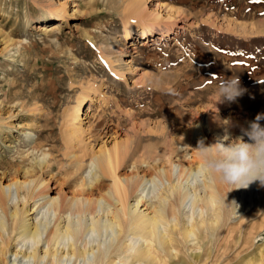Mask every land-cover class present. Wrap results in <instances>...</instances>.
<instances>
[{
  "label": "rangeland",
  "instance_id": "rangeland-1",
  "mask_svg": "<svg viewBox=\"0 0 264 264\" xmlns=\"http://www.w3.org/2000/svg\"><path fill=\"white\" fill-rule=\"evenodd\" d=\"M133 2L137 16L130 11ZM55 7L64 10L63 21L46 23ZM44 23L49 29L59 26L42 33L38 25ZM149 29L153 35L140 43L141 33ZM236 75L246 89L245 102L234 110L221 107L214 87ZM77 108L81 132L72 130ZM209 112L221 123L264 113V0H0V181L5 184L17 170L23 178L26 167L33 168L29 175L36 183L45 181L33 188L24 210L35 202L40 208V193L59 196L62 203L75 194H104L111 210L118 208L113 175L94 181L100 185L92 192L83 178L92 156L100 149L108 152L99 155L104 161L107 154L116 155L115 174L123 184L127 175L137 181L143 174L158 176L166 161L196 162L197 141L220 138L208 129ZM199 114L205 136L188 145L181 134ZM215 128L225 134L223 127ZM140 184L128 192L127 207L135 205ZM256 185L230 191L226 184L225 196L238 205L241 198L258 200ZM10 191L8 205L13 206L14 187ZM253 205L228 222H241V233L229 228L208 234L197 245L179 244L176 256L159 253L155 264H264V229L248 240L247 228L264 218L248 211ZM145 207L144 200L138 204L139 210ZM104 236L88 232L82 237L94 245Z\"/></svg>",
  "mask_w": 264,
  "mask_h": 264
},
{
  "label": "bare ground",
  "instance_id": "bare-ground-1",
  "mask_svg": "<svg viewBox=\"0 0 264 264\" xmlns=\"http://www.w3.org/2000/svg\"><path fill=\"white\" fill-rule=\"evenodd\" d=\"M135 5V2L130 4V11H133V16L140 14L139 9ZM62 10V7H55L53 9V18L50 16L44 18L46 23L50 20L56 23L63 21L62 12L64 10ZM46 23L39 24L38 31L46 33L59 26L51 25L52 27L49 29L50 26ZM153 33V29L143 31L141 33L142 41L139 42L143 43V40L148 36H152ZM125 36L126 38L130 36L128 29L125 30ZM161 76L159 75V78ZM205 90L207 91V87ZM199 96L197 95L198 98H200ZM204 97L207 98L206 96ZM245 98L246 95H242L235 102L225 101L221 103L223 106H219L233 109L242 100V102H245ZM217 101L213 99V102L216 103ZM78 111V108L75 109L71 115L73 132H81ZM215 111L216 108L214 109ZM210 112L206 117L208 129L213 128L214 132L219 135L220 138H218L221 139L225 134L216 132L218 128H215L216 126H221V122L219 121V123L216 120L218 116H214V113L210 114ZM249 116L242 122H236V119L230 122L231 126L227 130L230 138L240 135L242 125V127L247 128L249 123L254 121ZM202 117L203 115L199 114L196 122L191 120L192 116L190 117L188 121H192L193 126L181 134V139L183 138L184 143L189 145L190 141L199 135L205 136ZM260 124L264 126V122ZM223 143L227 145L229 140H224ZM211 144L214 143L209 141L205 145ZM100 152L101 154L105 153V156H103L106 157L107 151L100 149ZM101 154L99 153L91 158V160H96L98 164L97 172L99 173L96 174L95 179L91 182L88 181V183L92 184L93 189L90 186V191L92 192L94 188L100 185L98 182L94 184V181H103V176L109 175L112 177L113 175V189L117 197L116 199L113 198V201L116 200L120 204L114 210H111L110 202L107 201L104 194L92 198L84 195H73V193L71 199L67 200L66 203L60 202L62 199L59 201V196L48 197L46 193H40V199L43 200L40 208H38V203L36 204L35 202L32 208L24 210L26 202L31 197L33 188L36 186L41 188L40 186L44 185L45 181L42 180L43 182L36 183L30 176L32 175L30 170L33 168L29 169L27 167L23 170V178H20L22 175L19 176L17 170V172L9 175L5 184L0 181V264H68L71 260L70 264H75L77 261L82 264H155L159 262V253L161 255L176 256L174 252L179 244L191 243L192 245H197L208 234L213 235L216 231H222L223 233V231H229L230 229H239L241 233L243 229L241 222L235 226L231 223L228 224V222L233 218L237 219L238 215L248 209L251 204L254 205L248 211L261 212L264 217V187H260L258 182H256V190L259 194L258 200L252 197L249 201H244L241 198L242 202L239 203L237 215L235 208L227 204L231 201L230 198L225 196L226 184L220 182L218 178L213 177L209 173L200 172L202 160L199 153L195 154L196 162H187L188 164L186 165L181 163V161L173 162V164H168L167 161L164 162L163 166L158 168V176L151 173L150 177L146 178L145 174L142 173L138 190L143 195L139 194L134 206L127 207L125 200L128 192L136 189L140 181L133 179L132 175H127L122 177L125 183H121V179L115 174V169L118 168V162H115L116 155L112 158L107 154V158L104 161V157L103 160L99 157ZM45 155L46 153H43L41 158H44ZM166 157V160H168L170 158L169 154ZM41 158L38 161L36 160L38 165H41L39 162ZM34 163L36 164V162ZM162 179L166 182L163 183ZM11 187H14L17 198L13 206L8 205ZM129 189L130 191H128ZM105 193L108 197H113L110 190ZM143 200L146 202L144 211L138 208V204ZM21 204L20 210L19 206ZM34 211H37L34 217L31 219L27 218ZM39 214L40 217H38ZM260 229H264V218L258 225H251L247 228L250 242H252V238ZM88 232H104L103 241L97 240L98 242L94 245L89 244V241L86 242L82 237ZM44 233L45 236L42 238ZM39 244L42 245L40 246Z\"/></svg>",
  "mask_w": 264,
  "mask_h": 264
},
{
  "label": "clouds",
  "instance_id": "clouds-1",
  "mask_svg": "<svg viewBox=\"0 0 264 264\" xmlns=\"http://www.w3.org/2000/svg\"><path fill=\"white\" fill-rule=\"evenodd\" d=\"M245 91L237 75L222 78L215 86V94L220 103L235 102ZM261 120H264V113H258L247 128L241 127L240 135L235 138H230L227 130L231 124L225 120L220 123L225 129L223 138L207 146L203 139L198 140L196 149L202 160L200 172L209 173L220 182L231 185L230 191L247 189L256 182L264 187V126L259 123ZM224 140H229V143L225 145ZM44 159L41 158L39 162L43 163ZM97 168L96 160H91L86 165L83 178L91 182L96 178ZM227 204L234 206L237 214L239 205L235 201Z\"/></svg>",
  "mask_w": 264,
  "mask_h": 264
}]
</instances>
